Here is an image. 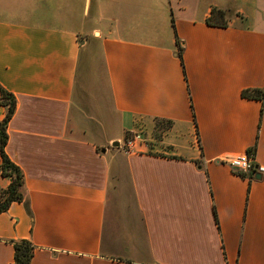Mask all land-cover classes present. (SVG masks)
Returning <instances> with one entry per match:
<instances>
[{
    "label": "crops",
    "instance_id": "crops-1",
    "mask_svg": "<svg viewBox=\"0 0 264 264\" xmlns=\"http://www.w3.org/2000/svg\"><path fill=\"white\" fill-rule=\"evenodd\" d=\"M48 1L38 24L0 0L4 151L25 200L0 213V264L20 240L29 264H264V100L241 95L264 87V0H82L83 21ZM212 9L226 26L206 23ZM82 36L109 94L93 125L74 99ZM246 154L243 176L222 162Z\"/></svg>",
    "mask_w": 264,
    "mask_h": 264
},
{
    "label": "rangeland",
    "instance_id": "rangeland-1",
    "mask_svg": "<svg viewBox=\"0 0 264 264\" xmlns=\"http://www.w3.org/2000/svg\"><path fill=\"white\" fill-rule=\"evenodd\" d=\"M15 2V8L18 11H21L23 13L35 12L34 15L42 17V19H38L36 21L38 22V24L52 23L49 19V16L51 14L48 12L49 5H52L51 1L15 0ZM73 2L75 3V18H81L80 20L83 21L86 16L82 14V0H73ZM63 6H67L68 9H71L72 4L64 3ZM52 7H56V5L53 4ZM89 22L90 20L86 19V23ZM70 24L72 23L70 22L69 25ZM82 39H85L86 42L84 45V51L81 56L74 99L75 103L78 105L79 108H81L82 112L84 113L85 120L91 125H93V122H90V120L87 119L91 117L94 118L93 120H95V118L98 117L95 113L96 109L103 108L106 105L108 106L109 94L108 88L106 86V78L98 42L94 36H82L79 38V40ZM115 132L116 128L114 126H109L106 128V133L109 135H113L115 134ZM123 141L121 142V144L123 143ZM109 226L110 222H107L106 227L108 228Z\"/></svg>",
    "mask_w": 264,
    "mask_h": 264
},
{
    "label": "trees",
    "instance_id": "trees-1",
    "mask_svg": "<svg viewBox=\"0 0 264 264\" xmlns=\"http://www.w3.org/2000/svg\"><path fill=\"white\" fill-rule=\"evenodd\" d=\"M224 16L225 14L223 11L212 9L211 16L206 20V23L224 27L226 26ZM176 44L178 45V58L181 61L182 49L177 39ZM241 95L246 99H254L262 102L264 100V87L260 90H245ZM0 105L5 108L4 117L0 122V176L9 180L7 187L4 190H0V213H2L7 210L11 203L24 202L25 200L23 196V175L20 169L7 157L4 151L7 142L6 126L14 112L15 99L12 94L5 91L1 86ZM13 250V262L10 264L30 263L33 254V246L28 241L20 240L13 242Z\"/></svg>",
    "mask_w": 264,
    "mask_h": 264
},
{
    "label": "built area",
    "instance_id": "built-area-1",
    "mask_svg": "<svg viewBox=\"0 0 264 264\" xmlns=\"http://www.w3.org/2000/svg\"><path fill=\"white\" fill-rule=\"evenodd\" d=\"M142 141H144L142 135L139 133H135L131 137H128L123 141L122 147L125 151L130 152L133 150L136 143H141ZM222 162L228 165L231 171L238 176H243L254 168L253 157L250 154H246L244 156L229 157L224 159ZM255 168L257 172L264 173V167L256 166Z\"/></svg>",
    "mask_w": 264,
    "mask_h": 264
},
{
    "label": "water",
    "instance_id": "water-1",
    "mask_svg": "<svg viewBox=\"0 0 264 264\" xmlns=\"http://www.w3.org/2000/svg\"><path fill=\"white\" fill-rule=\"evenodd\" d=\"M112 147H118V143L117 142L112 143Z\"/></svg>",
    "mask_w": 264,
    "mask_h": 264
}]
</instances>
